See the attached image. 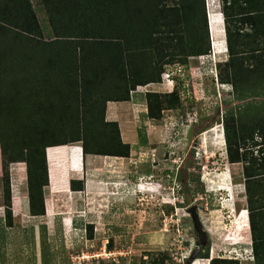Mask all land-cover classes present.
<instances>
[{
	"label": "trees",
	"instance_id": "trees-1",
	"mask_svg": "<svg viewBox=\"0 0 264 264\" xmlns=\"http://www.w3.org/2000/svg\"><path fill=\"white\" fill-rule=\"evenodd\" d=\"M42 1L52 24L54 37L50 39L44 37L31 0H0V175L8 226L13 224L12 163H26L30 214L42 216L46 214L44 188L50 183L48 147L58 145L48 149L55 191L69 190L68 176L56 183L63 171L55 170L56 152L64 149L61 145L81 141L85 155L131 154V144L122 139L118 123L106 121L105 104L83 110L78 105L77 111H67L58 119V112L47 110L51 105L37 104L35 96L44 92L42 86H31L32 82L52 76L67 80L64 85L47 83L59 86L65 92L60 94L63 99L75 94V89L81 92L94 87L112 93L117 100H127L139 85L160 82L162 66L169 61L180 58L186 63L189 57L211 52L206 0H176L173 5L166 0ZM217 9L223 14L229 54L226 72H220L222 82L234 87L238 99L262 93L264 0H220L217 8L209 2L210 12ZM146 100L147 116L160 119L162 111L179 104V95L177 90H148ZM250 108L239 107L236 124L228 116L223 122L230 163H251L257 156H251L248 144L258 145L256 135L264 139V119L249 120L245 115ZM256 108L258 114L260 107ZM139 136L141 145L145 144L146 134L139 131ZM84 184L83 179L70 180L73 190H83ZM87 227L92 230L93 224ZM209 253L206 247L201 256L207 259ZM166 258H153L150 264H165ZM239 261L214 257L209 264Z\"/></svg>",
	"mask_w": 264,
	"mask_h": 264
},
{
	"label": "rangeland",
	"instance_id": "rangeland-1",
	"mask_svg": "<svg viewBox=\"0 0 264 264\" xmlns=\"http://www.w3.org/2000/svg\"><path fill=\"white\" fill-rule=\"evenodd\" d=\"M31 2L44 37L53 38L52 24L43 1ZM209 2L215 8L220 4V0ZM165 3L173 5L176 0ZM211 15L213 17L214 13ZM208 29L210 53L189 57L186 63L180 58L169 61L162 66L158 85L146 88L160 93L177 90L179 104L162 111L161 118L154 119L152 124L133 129L127 127L125 138L134 137L131 158L113 159L105 170L87 172L83 190L61 193L53 192L56 184H51L50 188L46 186V214L41 219L30 216L15 223L12 217L13 224L8 226L2 213L0 238L7 236L8 239L2 241H7L10 254L16 252L13 264H27L25 256L29 255L25 247L34 241L35 231L39 234V254L45 255L50 264H150L153 258L160 256L167 257L165 264H209L211 258L220 257V250L221 257L238 258L239 264L249 259L250 250L246 248L248 243L244 236L238 239L243 240L241 244L224 241L213 250V243L222 242L230 233L235 215L244 207L242 177L237 173L241 165L228 160L223 122L228 116V120L236 124L239 107L246 106L252 109H247L245 115L249 120L260 117L262 121L264 91L238 99L234 87L222 82L220 72H226L229 54L218 55L227 52L226 46L221 40L214 48L209 21ZM223 36L226 41V34ZM166 74L172 80H168ZM60 80L62 78L52 76L31 83L36 89L42 86L41 91L45 94V97L42 93L35 96L37 104L43 101L51 105L47 110L58 112V119L67 111L73 109L75 112V106L65 101L67 96L63 99L60 95L65 92L56 85H51L55 87L52 90L47 84L53 81L64 85L67 82ZM256 107H260L258 114ZM136 129L148 137L144 146ZM249 145L258 148L252 143ZM12 166L10 172L22 167L27 179L25 162H15ZM1 189L2 184L0 193ZM17 205L18 202L15 207ZM194 205L207 235L202 245L198 244V233L190 212ZM90 224H93L92 230L87 227ZM3 247L0 241V252ZM206 247L210 249L207 259L201 256Z\"/></svg>",
	"mask_w": 264,
	"mask_h": 264
},
{
	"label": "crops",
	"instance_id": "crops-1",
	"mask_svg": "<svg viewBox=\"0 0 264 264\" xmlns=\"http://www.w3.org/2000/svg\"><path fill=\"white\" fill-rule=\"evenodd\" d=\"M210 0H206L207 4V13H208V21L211 29V37L213 40V47L215 48L217 45V41L221 42L223 40V45L226 46V41H224V33L225 27L223 25L221 10L217 9L218 12L214 13V16L211 17L213 13H210L208 9V3ZM210 13V14H209ZM213 20V21H212ZM216 23V25L214 23ZM227 49V47H226ZM227 52L218 53L219 56L225 55ZM215 55V54H214ZM159 82L149 83L147 85H139L137 89L130 91V98L127 100H117L115 99L112 93L107 91H101L97 88L90 87L82 90L81 92L75 89V94L69 95L66 94V102L75 106L74 110L77 111L78 105L81 106V110L88 109V106H93L92 108H98V105L101 107L105 104V119L106 121H116L119 125V129L122 135V138L125 142L131 144V155L130 157H118V156H110V155H100V154H84L81 142L74 141L69 143V145H61L63 147L62 152H56L55 159L58 161V170H63L58 178L57 186L68 176V189L66 191H55L53 188V192H67L72 191L70 187V180L72 178L75 179H85L87 177V172L95 173L101 170H105L108 166V162L114 160L124 161L125 159L131 158L133 156L134 145L131 142L134 140L133 136H129V138H125V134H127V127L141 128L147 124H152L154 119H151L147 116V100H146V89L149 86H156ZM146 89V90H145ZM153 91V90H152ZM77 95L79 98H77ZM73 110V109H72ZM131 123V124H130ZM131 129V131H132ZM134 131V130H133ZM135 132H139V129L135 130ZM127 136V135H126ZM128 137V136H127ZM148 140V137H147ZM138 144L139 142L136 141ZM254 142L258 143V148L253 149V147H248L253 152L257 151V153L251 154V156H257L251 163L246 161L244 163L238 162L237 165H241V170H238L237 173L240 177H242L240 184L243 186L244 193V207L240 209L235 215L236 219L233 222V227L229 230L228 233L222 240V242L213 243V250L215 251V245H222L224 241H230L233 244H241L243 242L238 240L242 236H244L245 241H247L248 248L252 253L253 258H249L245 260L242 264H264V139L262 135L256 136ZM148 143V142H146ZM145 143V144H146ZM144 146V145H142ZM57 146H50L46 150L47 155V163L49 170V185H51L50 178V170L51 163L49 161L48 149ZM260 150V151H258ZM58 151V150H57ZM65 151V152H64ZM62 158H60V157ZM56 161V162H57ZM21 164V162H16ZM14 164V163H12ZM11 164V168L13 167ZM235 164V163H232ZM11 192H12V211L14 222L21 221L22 219H27L31 216V218L41 219V216H32L30 214L29 208V196H28V187H27V179L24 173V169L14 168L11 170ZM0 181L2 182V178L0 175ZM2 184V183H0ZM56 188V187H55ZM46 190V188H45ZM51 193V190H50ZM16 202L19 203V208L21 211H17L15 208ZM0 209H3L5 215V208L3 202V184L0 193ZM44 216V215H43ZM42 223V222H41ZM47 225V222H46ZM11 228V227H9ZM235 231V232H234ZM5 233V232H4ZM50 233V232H48ZM46 234V233H45ZM43 234V236L45 235ZM37 232L33 233L32 238L34 241L25 248L27 249L28 257L26 258L27 264H50L46 259L45 255L39 254V243ZM46 236V235H45ZM8 239L7 236H3L0 238L2 245H4L3 250L0 252V264H13V256L15 253H9V248L7 245V241H2L4 239ZM220 239V238H219ZM218 239V240H219ZM21 250V249H20ZM30 252H29V251ZM218 252V251H217ZM221 250L218 256L221 257ZM22 255V250L21 253ZM43 255V256H42ZM223 255V253H222ZM217 257V256H215ZM225 256L221 257L224 258Z\"/></svg>",
	"mask_w": 264,
	"mask_h": 264
},
{
	"label": "water",
	"instance_id": "water-1",
	"mask_svg": "<svg viewBox=\"0 0 264 264\" xmlns=\"http://www.w3.org/2000/svg\"><path fill=\"white\" fill-rule=\"evenodd\" d=\"M190 212L192 214L193 221H194L197 233H198V244L202 245L205 243V238L207 235H206L203 223L200 219V215H199V211H198L197 206L196 205L192 206L190 208ZM207 240H208V238H207Z\"/></svg>",
	"mask_w": 264,
	"mask_h": 264
},
{
	"label": "built area",
	"instance_id": "built-area-1",
	"mask_svg": "<svg viewBox=\"0 0 264 264\" xmlns=\"http://www.w3.org/2000/svg\"><path fill=\"white\" fill-rule=\"evenodd\" d=\"M166 78H167V79L169 78L168 80H172V79L170 78V75H169V74H166ZM231 257H232V256H231ZM231 257H230V258H231ZM247 257H248V258H253L252 253L250 252V254H248ZM203 259H204V258H203Z\"/></svg>",
	"mask_w": 264,
	"mask_h": 264
},
{
	"label": "clouds",
	"instance_id": "clouds-1",
	"mask_svg": "<svg viewBox=\"0 0 264 264\" xmlns=\"http://www.w3.org/2000/svg\"><path fill=\"white\" fill-rule=\"evenodd\" d=\"M223 17V16H222ZM226 47H227V43H226ZM47 150V149H46ZM214 258V257H213ZM235 259H238V258H235ZM211 260V259H210ZM210 260H209V262H210Z\"/></svg>",
	"mask_w": 264,
	"mask_h": 264
}]
</instances>
